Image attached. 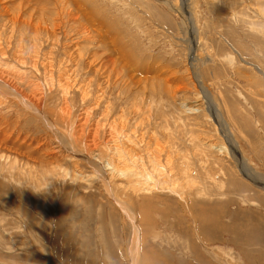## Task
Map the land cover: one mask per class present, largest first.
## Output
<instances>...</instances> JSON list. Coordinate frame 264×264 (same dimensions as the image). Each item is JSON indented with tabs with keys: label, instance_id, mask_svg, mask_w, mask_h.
Instances as JSON below:
<instances>
[{
	"label": "rangeland",
	"instance_id": "rangeland-1",
	"mask_svg": "<svg viewBox=\"0 0 264 264\" xmlns=\"http://www.w3.org/2000/svg\"><path fill=\"white\" fill-rule=\"evenodd\" d=\"M85 21L98 27L89 38ZM0 68L48 103L36 113L0 100V143L42 142L49 126L83 156L31 176L0 166V264H264V0H0ZM85 106L104 162L73 142L87 140ZM110 145L143 180L135 170L127 182L121 164L125 179L110 177Z\"/></svg>",
	"mask_w": 264,
	"mask_h": 264
},
{
	"label": "bare ground",
	"instance_id": "bare-ground-1",
	"mask_svg": "<svg viewBox=\"0 0 264 264\" xmlns=\"http://www.w3.org/2000/svg\"><path fill=\"white\" fill-rule=\"evenodd\" d=\"M66 1H69L70 2V0H66ZM62 3V2H61ZM64 3V5H67L66 4V2H63ZM68 3V2H67ZM77 3V2H76ZM75 3V4H76ZM69 4V3H68ZM74 4V5H75ZM61 5V4H60ZM63 5V4H62ZM70 6V5H69ZM68 6V7H69ZM67 7V8H68ZM64 8H65V6H64ZM77 8H79V7H77ZM63 9V8H62ZM64 10H61V13L63 12ZM73 11H74V9H73ZM65 12L64 11V15H68L70 18H71V16L73 17V15H74V19L77 21V19L75 18V13L74 12ZM78 12V11H77ZM80 12V11H79ZM62 14V15H63ZM82 15V14H81ZM78 18V17H77ZM80 18V17H79ZM85 19L87 20V17L85 16ZM60 20V19H59ZM75 20H73V22L75 21ZM87 21H85V24H87L86 23ZM64 23V22H63ZM63 23H62V25H63ZM59 24V23H58ZM60 27V26H59ZM86 27H87V29H89V27L91 28V29H89V30H87L88 31V33L90 34V35H86V38H89V37H91L92 36V31L94 32L97 28L92 24L91 25V23L88 21V24L86 25ZM74 30V29H73ZM188 31V30H187ZM2 34V33H1ZM16 52V51H15ZM73 52V51H72ZM79 54V53H78ZM126 57V56H125ZM193 57H194V55H193ZM82 60V59H81ZM198 60V59H197ZM115 61H117L116 59H115ZM115 61L113 62V65H117L116 63H115ZM124 61L126 62V63H128L129 61L128 60H125L124 59ZM124 61H122L121 62V65H119L120 66V68H123V69H125L127 72L129 71L128 70V65H126V64H124L125 62ZM195 61V60H194ZM118 62H120V61H118ZM23 61H16L15 62V65H17V66H14V67H22L23 66ZM35 64V63H34ZM50 64V63H49ZM117 65V66H118ZM11 66H13V65H11ZM192 66V65H191ZM29 69H26V65H25V69L26 70H30L31 72H35L36 73V67H35V65L33 66V65H31V66H29L28 67ZM21 69V68H20ZM23 69V68H22ZM167 69H168V67H167ZM14 70V69H13ZM12 69H11V71H7V70H5V69H1L0 68V100L2 101V103L4 102V103H6V100H8V99H10V100H14V101H16L17 103H19L20 105H22L24 108H26L27 110H29V111H33V112H36L37 113V109H40L42 106H43V104H44V99H43V97H42V95L39 93V91H38V84L37 83H35V86H36V84H37V86H36V89H37V91L36 90H32L31 88L29 89L30 90V96H29V90H27L26 89V86H25V88L24 89H21V87H19L18 85H17V82H18V77L20 78L22 75L20 74V73H17V72H15V71H13ZM165 70V69H164ZM147 71V70H146ZM19 72H22V71H19ZM49 72V74H50V72H51V70L50 71H48ZM123 72V71H122ZM10 73H13V76L12 75H10ZM53 73V72H52ZM131 73V72H130ZM123 74H125V72L123 73ZM24 75V74H23ZM33 75V74H32ZM73 75V74H72ZM71 75V76H72ZM127 75H129V73L127 74ZM172 75V74H171ZM35 76H37V74H34L33 75V77L32 78H34ZM48 76V75H47ZM24 78H26L25 76H23ZM30 77V76H29ZM77 77V76H76ZM131 77V76H130ZM162 77H164L163 79H164V81L166 82V83H168L169 81V83H168V85H172L174 88H172L171 86H169L170 88H172V89H175V88H177V89H175V90H179L180 88H182L183 86H182V81L180 80V79H177V78H175V76L174 75H172V76H170V75H168V74H165V75H162ZM133 78H134V80H137V77H135V75H133ZM75 79V78H74ZM19 80H21L23 83H26V84H28V83H30L29 82V79H19ZM35 80V79H34ZM152 80H154L151 76H149V77H146V78H144L143 77V79H138V83H142L143 82V84L145 85V83L147 82V83H150ZM172 80V81H171ZM28 81V82H27ZM60 81V80H59ZM59 81H57L58 82V87L62 90V91H64L62 94L63 95H67V93H68V91H69V82L68 81H66V80H64V83L62 84L61 82H59ZM128 81H130L131 82V79H129ZM162 81V80H161ZM193 81V80H192ZM45 82V81H44ZM23 83H21L20 82V86H21V84H23ZM45 84H49L50 85V87H52V89L55 87L54 86V84H53V78L52 77H47L46 78V83ZM76 85V84H75ZM131 85V84H130ZM161 85H162V83H161ZM35 86H33V88L35 87ZM45 86V85H44ZM89 86V85H88ZM148 86V85H147ZM49 87V86H48ZM157 87V86H156ZM160 87V86H159ZM73 88H74V86H73ZM79 88V87H78ZM153 87H150V90L152 89ZM57 89V88H56ZM88 89V88H87ZM87 89H86V92H87ZM136 89V88H135ZM154 89V91H155V88H153ZM78 90V89H77ZM138 90V89H137ZM145 90V89H144ZM149 90V89H148ZM158 90V89H157ZM152 91V90H151ZM159 91V90H158ZM172 91V90H171ZM180 91V90H179ZM184 91V90H183ZM157 92V91H156ZM160 92V91H159ZM169 92V91H168ZM84 95H83V97H85L84 99H86L88 96H89V94L88 93H85V91H84V93H83ZM165 94H168L167 92L165 93ZM176 94H177V92H176ZM184 94V93H183ZM4 96V97H3ZM68 96V95H67ZM66 96V97H67ZM145 96V95H144ZM6 99V100H5ZM44 100V101H43ZM63 100H64V106H63V108H61L62 109V111L64 110V113L65 112H67L68 110H69V108H68V101H67V99L66 98H63ZM99 99H97V100H95V102L96 101H98ZM45 103H46V101H45ZM46 104H48V103H46ZM97 104V103H96ZM12 105V104H11ZM94 105H95V103H94ZM47 106V105H46ZM189 107V106H188ZM92 109V108H91ZM96 109V108H95ZM44 110V109H43ZM41 111V110H40ZM27 112V111H26ZM40 114V113H39ZM64 115H66V114H64ZM125 115V114H124ZM126 116V115H125ZM3 117V116H2ZM45 117V116H44ZM71 117V116H70ZM70 117H69V119H70ZM73 117V116H72ZM42 119H43V117H42ZM72 119V118H71ZM45 120V119H44ZM76 120V119H75ZM218 120V119H217ZM68 122H71V121H68ZM88 122H90V128H88V130H90L89 132H88V135L86 136V138H87V140L85 141V139H84V141H83V139L82 138H79V137H77V139L75 140V139H73V142H74V144L76 145V146H78V148L79 149H82V150H80L81 152H83L84 151V149H83V143H84V145H85V142H86V147H85V151H84V153L85 154H87V155H93L92 157H97L96 159L97 160H101V161H103L104 162V160L102 159V158H100L99 156L100 155H102L103 153H102V151H100V149H99V145L98 146H96L97 145V143H96V138H95V132L97 131V129H98V127H100L101 125H100V123H99V121H94L93 123L89 120V110H88V108H87V106H85V107H83V109L81 110V114H80V116L79 117H77V123H80L79 124V126H78V130L82 133L83 131H84V129H85V126L88 124ZM72 123V122H71ZM46 129H47V132H48V137L45 139V140H43L42 142H39V141H36V140H29L28 142H27V139L26 138H18V137H15L16 138V142L17 141H22V142H20V143H18V145L17 144H15V147L13 148V147H5V146H3V145H6V141L5 140H2L1 141V143H0V159H3V163L0 165L2 168H4V169H6V168H8V167H10L9 169H13V168H18L19 170L22 168L23 169V167H24V165H28L29 167H27L28 169H30L31 170V173H30V176L32 175V169H35L36 167H38L39 168V170H41V171H56L57 169H60V168H62V165H56L55 164V162L56 161H58V163H60V161L61 160H64L66 157H72L71 155L72 154H74L73 156H75V157H80V158H82L83 156H81V153L80 152H78V151H76L75 149H74V145H72V146H66L63 142H62V138H61V136L58 134V132H57V130H60V129H54V128H51V127H49V126H46ZM112 130V129H111ZM111 130H109V134H108V136L111 134ZM125 130V129H124ZM7 132V131H6ZM98 132V131H97ZM84 133V132H83ZM70 135V134H69ZM7 136H8V134H7ZM17 136H18V134H17ZM20 137V136H19ZM112 137V136H111ZM14 138V137H13ZM14 138V139H15ZM71 138V137H70ZM114 138V137H113ZM112 140V139H111ZM142 140V139H141ZM88 141H89V144H88ZM110 144V143H109ZM143 144V143H142ZM114 146H116L117 147V145L116 144H114ZM114 146L113 145H110V147H109V149H108V153H111V158H110V161L107 163L108 165V168L109 169H107V171H108V173H109V175H110V177L111 178H113L114 179V177H116V178H118L120 175H118V173L119 172H117V171H119V170H117L116 171V167L117 166H121L122 165V168H124V166L125 165H127V162H125L124 161V163H126L124 166H123V163L121 162V159H120V157H119V155L118 156H116V154H115V151H114ZM82 147V148H81ZM104 148V147H103ZM118 148V147H117ZM202 150V149H201ZM207 150V149H206ZM156 154H158V153H156V152H152V156L154 157ZM160 155V154H159ZM151 158L152 159V161H151V163H152V168H151V172H152V174L154 175V172H155V170L156 171H158L159 170V168H161L162 169V164L160 163V161L157 159L156 160V158ZM59 158V159H58ZM24 159H26V161H23ZM72 159H74V158H72ZM72 161V160H71ZM173 161V160H172ZM72 162H74L73 163V166L75 167V168H79V167H76V166H78L77 164L79 163L78 161H76L75 159L72 161ZM131 162V161H130ZM241 162V161H240ZM112 163H114V165H115V167H113V164ZM23 164V165H22ZM119 164H121V165H119ZM141 163H139V162H136V161H133V162H131V165H132V169L133 170H131V168L129 167V168H127L126 166V168L129 170V172H128V170H127V172L125 173H123L124 174V177L126 176L125 174H127L128 176H129V178L128 179H125V178H123L122 176H120V177H122V179H125L127 182H129V183H131L130 181L132 180H136V179H138V176H136V173H131V172H135V170L136 169H138L139 171L141 170V169H143L142 167H141V165H140ZM144 164V163H143ZM212 164V163H211ZM22 165V166H21ZM239 166H240V164H239ZM74 168V169H75ZM164 168H165V166H164ZM1 169V168H0ZM166 169V168H165ZM61 170V169H60ZM163 170V169H162ZM161 170V171H162ZM243 170V172L245 171L244 169H242ZM124 171V170H123ZM122 171V172H123ZM126 171V170H125ZM137 171V170H136ZM166 171V170H165ZM30 172V171H29ZM138 172V171H137ZM76 176H73V178H74V180H76V182L77 181H84L78 174H80L81 175V172H75V170H74V172H73ZM163 173V172H162ZM38 174V173H37ZM54 174V173H53ZM138 174H140V176H139V178H141V180H143V177H145V174H142V173H139L138 172ZM107 175V174H106ZM118 175V176H117ZM142 175V176H141ZM172 175V174H171ZM245 175V174H244ZM29 176V177H30ZM247 177L249 178V179H251V180H253L254 182H258V179L257 178H254V175H251V174H249V175H247ZM256 177V176H255ZM31 178V177H30ZM245 178V177H244ZM72 179V178H71ZM73 180V181H74ZM146 181V180H145ZM145 181H143L144 183H143V185H141V188H142V190L143 189H145V190H149V186H150V184H149V182H151L152 181V178L151 179H149V180H147L146 182ZM155 182V181H154ZM139 184V183H138ZM141 184H142V182H141ZM125 186V185H124ZM128 186V185H127ZM137 186V185H136ZM122 187V186H121ZM132 187V186H131ZM133 187H135V186H133ZM126 188V187H125ZM123 189V188H122ZM131 189V188H130ZM153 189V188H152ZM108 190V189H107ZM111 190V189H110ZM132 190V189H131ZM66 191H67V189H66ZM132 191H134V190H132ZM108 192V191H107ZM109 193H110V191H109ZM109 195V194H108ZM112 199L113 200H115V197H112ZM65 201H67V199H66V197H65ZM117 203H118V201H117ZM118 206H119V208H121L122 209V207L120 206V204H118ZM142 207H144L145 209H148V206H147V203H145V205H143ZM66 208V207H65ZM67 209V208H66ZM144 209V210H145ZM148 211V210H147ZM146 212V211H145ZM183 212V211H182ZM130 213V212H129ZM128 213V214H129ZM222 213V212H221ZM225 214V213H224ZM227 214V213H226ZM230 215V214H229ZM232 217V216H231ZM221 218V217H220ZM230 218V217H229ZM211 222H213V220H211ZM217 222V221H216ZM222 221H220V223H221ZM218 224V223H217ZM223 224V223H222ZM207 225H208V223H207ZM206 226V225H205ZM220 226V225H219ZM233 226V225H232ZM209 227V226H208ZM223 227V226H222ZM209 228H211V227H209ZM205 229H206V227H205ZM204 229V230H205ZM226 229V228H225ZM228 230V229H227ZM252 230H255V229H252ZM207 231V230H206ZM225 231V230H224ZM213 233V232H212ZM218 233V232H217ZM235 235V234H234ZM264 235V234H263ZM136 260V259H135ZM136 262H137V260H136ZM134 264V263H133Z\"/></svg>",
	"mask_w": 264,
	"mask_h": 264
}]
</instances>
